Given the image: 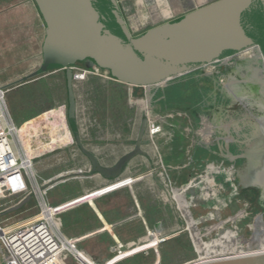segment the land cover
Returning <instances> with one entry per match:
<instances>
[{"label":"rangeland","instance_id":"1","mask_svg":"<svg viewBox=\"0 0 264 264\" xmlns=\"http://www.w3.org/2000/svg\"><path fill=\"white\" fill-rule=\"evenodd\" d=\"M19 1L22 0H0V87L29 74L41 62L40 49L43 28L38 25L36 14L30 7L17 6ZM209 1L211 0H193V4L200 5L199 3H201L203 6ZM118 3L133 36H139L153 26L176 17L179 18L186 13L182 11L177 0H118ZM190 10L192 8L188 9L187 12ZM76 66L85 68L80 64ZM227 67L228 65L222 64L213 69H207L201 75L202 77H197L195 74L189 75L178 80L183 84V87L174 89L175 96H178V93L182 94L183 99L180 97L178 101L184 104L186 108L191 109L193 107L191 104L199 107L198 117L201 118L202 123L207 125H209V118L212 117L214 104L226 105L227 102L224 101L223 103L222 100L224 95L234 93L236 87L233 86L231 80L225 77L223 72V75L218 77L219 80L215 79L216 81H212L211 76H207L206 73L209 74L212 70L219 71ZM104 72L106 71H101L102 75ZM89 76L83 83L74 84V92L78 94L77 122L79 134L82 144L97 155H101L100 161L104 165H113L123 154L133 149L138 127L132 133L129 125L137 109L138 121H141V116H144L143 118H146L148 122V127L153 124L156 128L160 126L162 128L161 133L155 135L147 131L145 140H148L149 153L152 154L154 162L160 160L162 167L165 168L164 179L166 178L167 182L184 184L194 179L195 182L209 183L213 186L217 183L226 184L229 186L228 189H231L225 195L238 199L241 210L239 214L248 215L249 213L248 216L251 219L234 223L238 229L244 228L245 230L244 235L241 234L242 238H238L239 241L229 243L220 239L219 243L216 244L218 249L210 251L208 248L204 249V246H211L210 243H207L206 238L203 241L207 244H204L201 243L202 239L198 236L195 237L193 234L190 236L187 232L157 245L161 238L155 236L149 240L140 220L123 226L121 233L126 235V240H128L126 243L115 240L109 231L92 236L93 229L99 226L97 216L92 209V204H94L92 198L99 193L102 194L103 191L107 192V188L104 187L108 183L98 176L69 177L71 173H88L90 169L88 160L75 145L67 120V91L64 73L57 71L23 86L4 89V102L18 133V137L17 135L14 136V144L20 152L24 153L25 151L30 160L33 159V170L37 182L45 191L48 203L56 206L71 200V203H65L70 206L72 204L78 205L76 203L81 199H86L83 202L85 204L81 203V205L75 206L59 216L62 233L67 238L80 240L77 244L79 251L90 258H95L100 263H108L114 259L122 247L126 250L120 253V257L143 246L138 253L122 257V260L112 264H156L157 261H159L158 264H188L199 259L198 252L205 254L204 256L212 254L229 255L231 251L241 254L254 251L255 248H264V200H260L258 188H241L239 191L235 185L234 182L238 181V178L235 177L234 173L239 172L236 167L240 165V158L230 162L218 160L216 164L209 163L208 166H213L200 169L199 174H192L189 168L175 171L173 169L175 166L185 164L186 161L184 153L175 155V152L177 148L185 147L187 154L190 155L192 141H196L195 133L201 127L200 122H198L199 118L193 119L185 113L187 109L183 107L182 109L175 107L172 111H168V107L162 106L164 108L158 112L157 102L159 100L153 91L150 92V99L143 96L138 101L133 99L131 90L127 85L105 79L99 75L90 74ZM172 85L170 83L165 86L162 89L163 92L167 93ZM193 88H195L194 91ZM216 92L221 94L222 99L216 95ZM148 101H150V107H148ZM129 102L132 104L130 108L127 106ZM181 110L182 112H180ZM225 117L224 115L221 117L222 122L226 120ZM129 129L132 134H130ZM173 135L177 136V143H170L173 146L172 151H175L173 152L175 156L173 155L174 157L171 158L169 156V142ZM165 144L167 146L164 147ZM217 151H219L218 148L204 151L202 160L219 159L217 156L219 153L214 154ZM136 158L140 162L134 161L137 163L125 171L119 185L125 184V186L132 188L131 181L141 176L144 178L134 183L133 187L137 188L145 182H152L153 184L151 175L146 174L149 167L147 161L143 158ZM229 167H235L236 171H225ZM216 168L222 170L219 171ZM146 175L148 176L146 177ZM161 177L163 178V176ZM251 192H254V195ZM110 198H114L113 195L100 198L98 203L102 205L112 201ZM154 199L150 208H145V212L148 214H152L157 209L163 212L167 208L162 197L157 195ZM65 204L61 206H66ZM24 206L25 203L9 209L1 213V216L19 213L25 208ZM123 209H126L124 205ZM154 223L155 221L150 220L147 225L153 228L151 226ZM223 223L227 227L233 225V221L230 222V220L223 221ZM173 224L171 219H167V227L170 228ZM133 225L136 227L134 234L141 235L142 238H135L136 240L130 241L129 235L133 234L130 228ZM210 225L212 222L208 223V226ZM198 226L204 227L200 224H197ZM105 227L110 229L109 226ZM248 243L251 248L247 251L243 250L240 244L247 245ZM150 247L154 248L147 250ZM228 249L231 251L225 252ZM0 264H13L11 257L1 243ZM67 264L79 263L71 257Z\"/></svg>","mask_w":264,"mask_h":264},{"label":"water","instance_id":"2","mask_svg":"<svg viewBox=\"0 0 264 264\" xmlns=\"http://www.w3.org/2000/svg\"><path fill=\"white\" fill-rule=\"evenodd\" d=\"M33 2L45 25L41 62L35 70L2 89L17 88L63 71L68 124L76 147L90 165L88 173H71L69 177L98 176L107 181L104 188H111L94 196L92 202L125 186L116 185L122 182L134 158H148L142 151L147 121L143 119L131 151L113 165H102L82 144L78 132L75 82L71 69L78 64L90 71L94 66L100 71L105 70L115 81L131 87L132 97L142 91L149 99L154 88L163 89L199 71L203 73L218 65H230L225 76L231 77V83L236 87L234 93H228L231 103L244 107L248 118L252 116L254 120L252 141L246 152L237 157L245 160L244 168L237 175L238 182L242 189L258 188L260 200H264V0H211L177 19L153 26L139 36H133L130 31L118 0ZM152 177L159 184L156 176ZM142 178L144 176L130 184ZM230 208H236V204ZM169 237L161 238L157 245ZM253 250L210 256L198 252L199 259L188 264H264V248Z\"/></svg>","mask_w":264,"mask_h":264},{"label":"flooded vegetation","instance_id":"3","mask_svg":"<svg viewBox=\"0 0 264 264\" xmlns=\"http://www.w3.org/2000/svg\"><path fill=\"white\" fill-rule=\"evenodd\" d=\"M177 1L183 12H187V10L191 8L194 9V7L196 6L195 4H193V0H177ZM177 18L178 17L173 18V19H177ZM129 29L131 31L130 26H129ZM230 68L231 66L228 65L227 68H224L219 71L212 70V72L209 73L211 75H209L208 73H206V75H209V77L211 76L212 81H216L215 79L219 80L218 77H221V75H223L222 72L226 75ZM94 69L99 70L100 68L94 66ZM194 74L197 77H202L201 75L204 73H201L199 71ZM225 77L228 79V76H225ZM230 79L232 78L229 77L228 80ZM152 91L156 93L157 95L158 92H162L163 90L162 88H154ZM216 95H219V97L221 98L220 93L218 94L216 92ZM159 98L160 100L157 99L159 100L157 104H158L159 110H161L164 107H167V105H164L165 103H161V101L165 100V97L163 96V94H161V97ZM222 100H223V103L225 101L227 102V104L221 105V106L217 105L216 103L214 104L215 106H214V110L211 115L212 117L209 118L210 120L208 123L209 125L201 122V118L198 117L199 111H196V113H193L192 110L187 109L185 113L190 115L195 120L199 118L198 122H200V126H201L195 133L196 141H192V144H193L192 146L199 152H202L201 154H203L204 151L206 152V151H210V149L218 148L219 151H217V153L214 152V154L219 153V155H217L219 157V160H221L222 162H224L225 160L230 162L232 160H236V159L238 160L237 157L246 152L248 144L251 143L252 141V136H253L252 126L254 124V120L252 116L248 118L244 107H242L239 104L232 105L231 103L232 98L230 97L228 93L224 95V99ZM161 104L164 107H162ZM127 106L130 108L129 103H127ZM172 110H173L172 107L168 108V111H172ZM137 111L138 110L136 109V113H138ZM180 112H182V110ZM136 113H134V117H133V119L137 118L134 126L138 127L137 130L139 132L141 125H142V121L143 119H146V118H143L144 116H141V121L140 120L138 121V115H136ZM223 115L226 116L225 117L226 120L224 122H222L223 119H221ZM77 126H78V122H77ZM147 131L149 132L148 124H146V130L144 134L145 143L142 145L143 152L146 146L148 145V140H145ZM161 131H162V128L160 126L158 133H161ZM78 132H79V128H78ZM138 132H137V135H138ZM170 138L171 140L169 144L176 142L177 136L173 135ZM73 139H74V136H73ZM134 143H133V146H134ZM88 150L92 153L90 149ZM131 150L132 149L128 150L127 152ZM181 151L182 149L179 147L177 148L176 152H181ZM240 160H241L239 161L240 165L236 167L238 168L239 171H241L245 166V160L244 159H240ZM204 161L205 160L201 162V165H199L200 167H198V169L201 167L202 168L206 167V164H205L206 161L205 162ZM100 163L104 165L101 161ZM210 163H214V162L210 161ZM236 168L229 167V168H226L225 171L235 172ZM89 169H90V165H89ZM218 170L221 171L222 169H218ZM234 174H235V177H237L238 172ZM147 176L148 175H146V177ZM162 176L164 179V175ZM153 181L155 180L153 179ZM158 182L159 184L155 183V185H153V188L155 187L154 191L153 190L149 191V193L155 196V198L157 195L158 197H162L164 199V202L167 208L164 209L163 212L160 209H157L152 214L147 213L146 214L147 217L145 216L146 219L143 218L144 222L143 220L139 219V217L137 219H135L136 216L135 218H133V220L141 221V224L149 240L155 237L153 235L154 233H157L159 235V238H166L167 236H170L168 239L170 240V239L180 236L184 232H187L190 236L193 234L195 235V237L198 236L200 239H202L201 243H204L203 240H205V238H206V241H208L207 243L211 242L212 244L210 247L204 246L202 244L204 246V249L208 248L210 251V250L218 249L216 248L217 246L216 244L219 243L220 239H224V242L232 243L234 241H239L238 238L239 237L242 238L241 234L244 235L243 234L245 231L244 228L238 229V227L234 223L241 222V221H244V222L249 221L251 218L248 216L249 213L248 215L239 214L241 210L239 207L238 199L232 196L230 197L228 195H225L226 193H229L231 189V188L228 189L229 186H227L226 184L217 183L215 186H213L209 183L195 182L194 179L184 184H178V183L167 182L166 178L162 181L159 180ZM234 183L237 186L238 190L241 189L240 183L238 181ZM232 204H236V208H233L234 210L230 208ZM149 218L150 220L155 221V223L151 226L153 227L152 228L153 232L150 230H147L149 226L146 224L147 222L150 221ZM167 219H171L174 223L173 226L170 228L166 226ZM226 220H230V222L233 221V225L227 227V225L223 223V221H226ZM209 222H212V225L208 226ZM189 223H191V225H189ZM197 224L204 225V227L202 226L201 228L199 226L197 227ZM207 243H204V244H207ZM240 246L242 249L251 248L249 243L247 245L240 244ZM195 250H197V247H195ZM229 251L231 250L228 249L225 252L228 253Z\"/></svg>","mask_w":264,"mask_h":264},{"label":"built area","instance_id":"4","mask_svg":"<svg viewBox=\"0 0 264 264\" xmlns=\"http://www.w3.org/2000/svg\"><path fill=\"white\" fill-rule=\"evenodd\" d=\"M71 69L75 83L84 81L90 74L114 80L107 72L102 75L97 69L90 71L77 66ZM4 92L0 87V243L13 264H67L71 257L79 264H112L122 260L118 257L120 250L110 262L100 263L77 249L80 240L62 233L59 216L75 206L59 210L61 205L72 201L56 206L48 203L45 191L37 182L33 159H27L14 144L16 128L4 102ZM148 130L155 135L159 127L150 124ZM24 203L25 208L19 213L1 216Z\"/></svg>","mask_w":264,"mask_h":264},{"label":"crops","instance_id":"5","mask_svg":"<svg viewBox=\"0 0 264 264\" xmlns=\"http://www.w3.org/2000/svg\"><path fill=\"white\" fill-rule=\"evenodd\" d=\"M199 4L200 5L195 4L196 5L195 7L202 6L201 3H199ZM20 5L22 7H24V6L30 7L34 11V14H36V17H37L38 25H40V27L43 28V38H44V36H45V25H44V22H43L40 14H39L37 7L34 4L33 0L19 1L17 3V6H20ZM43 38H42V41H43ZM41 44H42V42H41ZM177 82H179V81H177ZM78 83L79 84L83 83V81H80ZM75 84H77V83H75ZM130 90H131V94H132V89L130 88ZM75 96H76V102H77L78 94L76 92H75ZM143 96H146V92L139 91L137 93L136 97L135 98L133 97V99H136L139 101V99H141V97H143ZM129 104H130V106H132V104L130 102H129ZM158 112H160V110H158ZM136 120H137V118L132 119L131 123L129 125V128L132 130V133L136 128L134 126ZM130 129H129L130 134H132ZM174 143H177V142H173V144ZM165 146H167V145L165 144L164 147ZM169 148H170L169 156H171V158L174 157L175 155L183 154V153L185 154L184 156H186L185 157L186 158L185 164L182 163V165H180V166H175L174 168L172 167L173 169H175V171L189 168L191 170L192 174L193 173L199 174L200 169H203L202 167L198 169V167H200L199 165H201V162L203 161L202 160L203 154H201V152L196 150L193 146H192V149L190 151V155L187 154L188 152L186 151L185 147H180L182 149V151L178 152V153H176L174 150L172 151L173 146H171V144H169ZM149 150H150L149 145H147L146 150H144V152L148 156L147 159L142 157V156H140L139 158H143L144 160H146L148 165H149V167L147 168L146 174L155 175L157 177L158 181L159 180L162 181L163 178L161 176L166 174L165 173L166 170L164 167H162L160 160H159V162H158V160L156 162H154V159L152 158V154L149 153ZM173 152H175V155L173 154ZM92 153L94 154V156L97 159L100 160L101 155H97L94 151ZM158 157L160 158L161 155ZM212 160L214 163H210V161L205 162L206 167L213 166V165H210V166H208V165H209V163L210 164H216V162H218L219 159L214 158ZM134 161L140 162L139 160H137V158L134 159L133 162L130 163V165L128 166V170L131 169L133 167V165H135L134 163H137ZM204 165H203V167H204ZM212 169H214V168H212ZM216 169H218V168H216ZM151 180L153 181L152 178H151ZM155 183H156L155 181H153V184H152V182H150V183L145 182L144 184L140 185L137 188L133 187V185H132V188L124 186L123 188L116 189V190L111 191L107 194H104L100 197L95 198L94 204H92V209L97 216V219L99 221V226H97L96 228L93 229L94 231H92V236L101 235V234H103L105 232L107 233L109 231L115 240L117 239V240H119V242H122V243L128 242V240H126L127 239L126 235L125 234L123 235V233H121V230H122L123 226L127 225L128 223L132 224L133 222H135L136 220H133V218H135V216H136L135 219H137L139 217V219L143 220V222H144L143 218H145V216L147 214L145 212L146 211L145 208L147 207L149 209L150 206L152 205L151 203H153V201L155 200L154 199L155 196H153L149 193V191H152V190L154 191L153 185H155ZM96 188H98V187H96ZM111 195H113V197L116 198L117 200L114 198H110V200H112V201H108L107 203H103L102 205H100L98 203L100 198L105 197V196L109 197ZM113 199H114V201H113ZM123 205L126 208L125 210L123 209ZM105 226H109L110 229H107ZM135 229H136V227L134 225L132 226V228H130L131 232L133 233L132 235L131 234L129 235L130 241H134L137 238H139V239L142 238L141 235L139 236L137 234H134ZM147 230L152 231L153 229L148 227ZM153 235L157 236L159 238V235L157 233H154ZM136 253H138V251H136V252L134 251L132 254H136ZM128 254H129V256L132 255L130 253H128ZM119 258H122V257L119 256ZM98 262H100V261H98Z\"/></svg>","mask_w":264,"mask_h":264},{"label":"trees","instance_id":"6","mask_svg":"<svg viewBox=\"0 0 264 264\" xmlns=\"http://www.w3.org/2000/svg\"><path fill=\"white\" fill-rule=\"evenodd\" d=\"M65 86H66V81H65ZM179 87H183V84H181L180 82L175 81V82H173L172 87L169 89V91L167 93H164L163 91L162 92H158L156 97H157V99L160 100L159 97H161V94H163V96L165 97V100H163L164 102L161 101V103H165L164 105H167L168 108L169 107H172V108H175V107L177 108L178 107V108H181V109H182V107L186 108V106L184 104H182L181 102L178 101L180 99V97H181V99H183L182 96H181L182 94L180 95V93H178V96H175L176 94H175L174 89H177V88L179 89ZM194 90H195V88H193V91ZM191 107L192 108L191 109L189 108V109L192 110L193 113H196V111L199 110V107H197V106H195L193 104H191ZM186 109H188V108H186ZM252 193L254 195V192H252Z\"/></svg>","mask_w":264,"mask_h":264},{"label":"bare ground","instance_id":"7","mask_svg":"<svg viewBox=\"0 0 264 264\" xmlns=\"http://www.w3.org/2000/svg\"><path fill=\"white\" fill-rule=\"evenodd\" d=\"M15 133H16V135L18 134V133H17V129L15 130ZM17 137H18V135H17ZM24 153H25V151H24ZM25 155H26L27 159L30 160V158L27 156L26 153H25ZM118 185H119V184H118ZM118 185H116V186H118ZM121 185H125V184H121ZM102 189H103V188H102ZM110 189H111V188H109V189L107 188L106 191H108V190H110ZM104 192H105V191H103V193H104ZM85 200H86V199H81V201H79V202L76 203V204H81V203H83ZM88 200H89V199H88ZM72 205L76 206L75 204H72ZM72 205H70V206H69V205L61 206V207H59V210H64V209H66V208L71 207ZM142 248H143V246L139 247L138 249H136V250H134V251H135V252H136V251H139V250H141ZM134 251H133V252H134ZM133 252H132V253H133ZM129 253L132 254L131 252H129ZM125 256H126V257L129 256V254H125L124 257H125ZM122 257H123V256H122Z\"/></svg>","mask_w":264,"mask_h":264}]
</instances>
